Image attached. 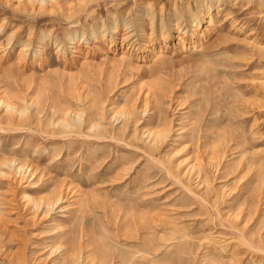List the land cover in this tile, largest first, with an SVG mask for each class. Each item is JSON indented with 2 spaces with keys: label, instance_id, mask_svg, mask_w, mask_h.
<instances>
[{
  "label": "rangeland",
  "instance_id": "rangeland-1",
  "mask_svg": "<svg viewBox=\"0 0 264 264\" xmlns=\"http://www.w3.org/2000/svg\"><path fill=\"white\" fill-rule=\"evenodd\" d=\"M79 1L0 0V264H264V0Z\"/></svg>",
  "mask_w": 264,
  "mask_h": 264
},
{
  "label": "bare ground",
  "instance_id": "bare-ground-1",
  "mask_svg": "<svg viewBox=\"0 0 264 264\" xmlns=\"http://www.w3.org/2000/svg\"><path fill=\"white\" fill-rule=\"evenodd\" d=\"M17 1H22V0H17ZM29 2L35 4L38 3L40 5L44 4L45 0H28ZM56 1V0H53ZM88 0H81L78 2V5L84 6V4L87 2ZM161 16V14H160ZM154 17V16H153ZM153 19V24H155L156 22V18H152ZM162 24L163 23V18H161ZM131 26H133V24H130ZM175 25H177L175 23ZM197 26V25H196ZM115 34H117L118 31H114ZM134 33V32H133ZM151 91V90H150ZM148 92L147 95H150L151 92ZM146 95V96H147ZM0 107L4 108L6 107V110L8 112H16L19 113V116H25L26 115V111H19L16 109V107L14 105H12L11 103H7V102H3L0 100ZM32 107L36 110L37 105L36 104H32ZM88 110V109H87ZM86 110V111H87ZM86 111H82L79 114H67L65 115V117H62V119H60L58 122H55V124H52L55 128L59 129V128H63L66 130L67 133H69V136H73L72 134L77 132L74 129H76L77 127H81L86 124V120L83 118V115L86 114ZM145 113V112H144ZM116 116V115H115ZM122 116V115H121ZM145 116V115H144ZM143 116V117H144ZM114 117V116H113ZM126 116L123 115V118H125ZM120 118V117H119ZM127 118H129L127 116ZM115 119V117H114ZM121 119V118H120ZM131 119V118H130ZM124 120V119H123ZM115 121V120H114ZM101 124V123H100ZM99 123H91L88 126H90V132L93 134L95 132L104 130L101 125ZM85 126V125H84ZM75 131V132H74ZM79 131V130H78ZM111 132V131H110ZM77 134V133H76ZM96 134V133H95ZM103 134V133H102ZM107 134V133H106ZM168 131L164 130V131H156V130H145L143 131V137L146 141V143L148 144V146L150 147H155L158 144L162 143L164 139L167 138L168 135ZM98 135V134H97ZM117 135V134H116ZM96 137V136H95ZM145 143V144H146ZM12 165V163H10ZM15 168V167H14ZM29 168V167H28ZM31 169V168H30ZM197 168L195 167V165H190L189 168L187 169L185 176L187 175H192L194 173H196ZM28 169L25 168H18L16 174H19L18 178H19V184H25L26 187H30V183L28 182ZM0 175H4V173L0 172ZM200 177V176H199ZM196 178V181L198 183V190H204L205 186H206V181L205 178L202 180V178ZM202 177V176H201ZM62 190H60L59 188H57V190L54 192V197L51 199H47L46 202H43L41 205L37 206V211L42 210L44 207H46L47 211H46V215L47 214H51L53 212H55L57 210V208L59 206H61V204L63 203V194H62ZM24 198L26 200H28L30 203H34L33 199L30 198L29 195L24 194ZM128 253V252H127ZM54 254V253H53ZM240 255V254H239ZM239 255L237 254V252H233L231 253L230 259L228 261L225 262L226 259H224L223 257V261L218 262L215 261L213 258L209 260V264H259L255 263L254 261H252V259L247 260V258H241L239 257ZM226 257V256H225ZM82 259V258H81ZM139 257L137 255V253H133L131 254L129 252V254H120L119 253V263L118 264H139L140 262H138ZM179 261V259H177ZM78 263V262H77ZM154 263V262H153ZM76 264V262H75ZM102 264V263H101ZM109 264V263H108ZM173 264H177V263H173Z\"/></svg>",
  "mask_w": 264,
  "mask_h": 264
}]
</instances>
